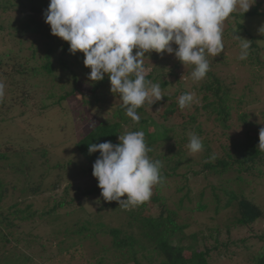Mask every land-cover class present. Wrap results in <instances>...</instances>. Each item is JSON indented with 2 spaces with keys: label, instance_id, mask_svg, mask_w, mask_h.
<instances>
[{
  "label": "trees",
  "instance_id": "obj_1",
  "mask_svg": "<svg viewBox=\"0 0 264 264\" xmlns=\"http://www.w3.org/2000/svg\"><path fill=\"white\" fill-rule=\"evenodd\" d=\"M41 1L43 3L39 4L38 0H0V11L8 16V19L11 15L18 16L25 11L35 14L34 17L28 18V23L24 25H22L23 19L15 22V25H21L16 27L18 29H14L15 42L20 40L18 38L20 35L23 37L32 34L38 35L40 40H35L38 43L33 41L31 43L32 47L29 48L33 52L32 60H35L40 52H45L41 66L32 65L30 64L31 60L27 57L28 53L24 54L26 61L21 62L19 58H16V54L20 55L21 53H16V49L21 47V43L11 44L10 46L8 44L0 49V72H5L7 76L18 75L27 77V79L36 78L42 84V86H39L42 93L50 94L49 99L55 100L53 105H62V103L75 98L82 99L85 106H89L91 110H96V107L99 109L108 103L104 100L106 95H114L120 98L118 93L113 94L110 91L111 85L107 76L99 82L88 79L90 69L83 64V53L70 54L68 51L69 44L65 41L62 46H54V43L59 44V42L58 44L56 42L58 37L51 34L49 25L45 27L36 19L39 16L43 18L45 10L44 8H38L43 6L44 3L47 6L49 4V0ZM252 16L264 17V0H257L256 4L245 14L242 12L233 13L224 22L223 37L226 38L224 44L227 45L228 40L235 37L234 33L237 35L238 32H246L247 27L243 22L246 18ZM43 28L45 31H43ZM2 30L3 28H0V32ZM252 38L254 41L255 39L264 40V36L261 38L252 36ZM5 40L6 38L0 40L1 47L7 43ZM60 50L65 57H58ZM260 50L259 46L253 44L250 55L245 61L252 65L255 63L257 67L264 70V61L260 56L262 50ZM172 55L170 57L167 53L159 55L152 52L146 53L144 57H153L158 61L154 68L145 74L147 80L158 83L161 89L170 86L175 87L174 95L171 96L173 100L175 99V102L168 105L166 109L158 111V118L155 119L144 111L143 107H140L137 109V112L141 113L140 120L138 123L134 122L126 115V108L122 102L114 109L116 119L100 122L76 144L77 151L90 164L92 172V165L99 153L90 154L88 151L89 144L106 141L117 144L119 143L118 136L127 134V129H130V132L143 131L146 144L151 149L149 152L150 158L159 160L162 163L163 183L155 186L156 192L153 193L149 201L136 206L134 209H130L131 206L119 205L115 201L104 205L105 208L112 209L113 215L114 213L117 214L116 218H121V221L125 220L128 224L125 225L124 223L113 228L106 226L104 221H100L102 210L96 214L97 216H94L95 222L91 224L93 227L91 233L93 234L90 237L88 236L87 239L92 236L96 239L97 234L104 232L109 233L113 240L110 248L102 247L98 251V255H100L99 258L97 257L98 264H107L109 262L108 258H112L114 264H125L133 261L136 264H214L216 261L222 260L223 250L231 246L229 242H222L221 236L225 233L231 235L235 230H246L248 234L258 233L253 236L254 239L248 237V240H257L258 243H261L262 252H260L262 254L258 257L252 256L251 260L253 264H264V232L254 231V227L258 229V223L264 221V205L260 202L262 197H256L254 193L257 192V188L263 186L262 183L264 182V151L257 148L259 132L264 128V112L261 115L262 120L255 123L253 121H251L252 123L249 122L251 117L257 119L248 114L249 110L261 101L260 94L262 90L264 91V87L262 89L263 75L259 76L253 70L250 78L251 85L248 84L246 89L243 90V92L247 90L248 95L243 94L241 97L233 94L234 90L229 85L232 75H227L224 80L219 76L222 67H231L240 62L239 55L231 58L229 55L222 53L218 56L222 59L220 66L217 65L215 68L214 64L210 63V70L202 81H195L192 78L191 73L194 66L184 67L174 57V54ZM207 59L210 61L211 55H208ZM170 60L173 61V64ZM215 60L219 62L218 59ZM75 66L78 67L77 70L74 69ZM10 67L11 70H9ZM165 71H167V74L169 73L166 74L167 79L160 83L162 77L165 76ZM64 77L71 81V86L66 84L60 86L58 80ZM16 80V78L13 79V86H19ZM24 92L27 93V96L32 97V94L25 88L23 94ZM185 93H192L194 96L193 102L187 105L194 108L193 113L187 116L182 114L181 111L184 108L181 109L178 104V98ZM241 111L244 112L241 113ZM22 115L25 114L22 112ZM43 115L45 114H40L38 117ZM0 123H3L0 125L1 135L9 130L10 123L7 119L2 118L1 114ZM190 133L199 136L204 150L193 153L188 158L184 149L191 151L188 147ZM31 140L34 141V139ZM31 143L29 142L30 145L28 146L22 144L14 148L15 150L21 148L18 152L23 155L24 161L26 160L25 168L29 172L33 171L37 167L35 165L39 163L42 167L47 164L48 171L58 169L62 163L58 162L50 165V156L62 152L65 147L69 148L68 144L70 142L62 146L61 150L56 148V153H52L49 146H40V144L32 149ZM5 149L7 153L11 152L8 144H6ZM6 155L1 154L0 160H8L9 158ZM212 156H215L214 160L210 159ZM183 166H189L187 172L181 175L183 183H187V185L183 186L180 191L186 192L177 210L172 211L168 207L169 197L162 190L165 189L167 182L175 180V176H178ZM229 172L235 173L232 179L220 181L219 186L211 187L210 185L211 189L209 190L206 187L205 191L201 193V201L194 211V213L204 214L213 205L216 215L214 220L218 217L217 219L223 221L224 225H218L191 236H185V231L191 226L190 217H185L182 223L179 219L180 212L184 209L182 202L191 201L190 193L192 189L188 185L190 180H197L198 177H202L204 181L211 184V177H222ZM22 174L20 172L21 177ZM37 187H34L33 192H37ZM251 187L256 188L250 190ZM2 188L4 187L2 186ZM15 189L16 186L13 187V192ZM97 193L98 189L92 188L84 191L83 195L91 197ZM209 194L213 197L211 201L207 198ZM2 195H0V198H2ZM122 199L124 198L122 197ZM152 203L158 205L159 210L157 213H152L151 209H147V206ZM59 205L61 208L64 203ZM57 208H54L53 211H56ZM16 209H13L15 210L13 215L18 217L21 212H16ZM143 209L149 212H144ZM51 214L52 211L48 212L46 216ZM221 214H224V217H220ZM7 226L10 228L13 223L9 222ZM75 233L82 235L83 232L79 230ZM4 241L8 242V237L3 235L0 224V262L5 258L4 261L13 264L16 258L7 259L9 253L5 251ZM247 242V240H242L240 243L243 244V248L250 249ZM79 244L80 242L77 245ZM251 248L254 251L257 249V247ZM79 250L78 248H70L64 253H60L59 256L70 252L75 256ZM28 261V258L24 260L25 263H28Z\"/></svg>",
  "mask_w": 264,
  "mask_h": 264
},
{
  "label": "rangeland",
  "instance_id": "obj_2",
  "mask_svg": "<svg viewBox=\"0 0 264 264\" xmlns=\"http://www.w3.org/2000/svg\"><path fill=\"white\" fill-rule=\"evenodd\" d=\"M38 2L39 4L43 3L41 0H38ZM47 7L46 3H44L38 9L44 8L46 10ZM32 16L34 17L35 14L30 11H25L18 16L11 15L8 19V16L0 11V28H3L2 32H0V40L6 38L5 41L7 42L3 47L0 46V49L8 44L10 46L11 44L21 43V47L16 49V53H21L20 55L16 54V58H19L21 62L26 61L27 59L24 54L28 53L27 57L31 60L30 64L41 66L45 52H40L36 59L32 60L33 52L29 49L32 47L31 43L33 41L40 40V36L32 34L31 36L23 37L20 35L18 38L21 41L18 40V42H15L16 40L14 38V29H18L16 27L21 26L15 25V22L23 19L22 25H24L28 23L27 19ZM36 19L41 25L48 27V24L45 23L41 16ZM243 23L247 27V31L238 32L237 35L251 41L252 45L256 44L259 46L262 50H260L261 55H259L264 61V40L255 39L254 41V37L252 38V36L260 38L264 36L258 31L259 27L264 25V17H248ZM30 26L32 25L30 24ZM224 30L225 24L223 27ZM43 31H45L44 28ZM223 41H226L225 37H223ZM56 42L57 44L59 42V44L56 45L54 43V46H62L64 41L58 38ZM224 45L226 50L224 49L223 54L229 55L231 58L240 55L239 39L232 37L228 40L227 45ZM173 47L176 46L173 45ZM169 55L170 57L173 56L172 54ZM58 57H65L61 50L59 51ZM215 59H218L219 62ZM221 60V57L211 56L209 62L212 65L214 64L216 68L217 65L220 66ZM170 62L173 64L172 60ZM157 63V59L153 57L143 58L145 74L154 68ZM11 67L9 70L12 69ZM74 69L77 70L78 67L75 66ZM253 70L259 76L263 75V89L264 70L257 67L255 63L252 65L245 60H240V62L235 63L231 67H222L219 76L224 80L227 75H232L233 77L230 79L229 85L234 90L233 94L242 97L243 94L248 95L247 90L244 92L243 90L246 89L248 84L251 85L250 78ZM166 74L167 71H165V76L162 77L160 83H163L167 79L166 76L169 73ZM14 78L17 79L16 81L19 83V86H13L12 82ZM0 83L5 85V95L0 99V114L2 118L7 119L10 123L9 130L0 135V155L7 154L6 156L9 158L8 160H0V195L3 194L2 198H0V224L3 235L8 237V242L4 241L5 251L9 253L7 259L15 257L16 260L13 264H98V258L100 257L98 251L102 247L110 248L113 240L109 233L104 232L97 234L96 239L93 236L87 239L88 236L90 237L93 234L91 233L93 231L91 224L95 222L94 216H97L96 214L102 210L100 213L102 219L100 221H104L106 226L112 228L128 223L125 220L121 221V218H116L117 214L114 213L113 215L111 208L104 207L108 202L104 201L101 196V189L98 187L97 179L92 175L90 170L91 166L81 157L77 151L76 144L86 137L100 122L116 119L114 117V109L122 103L121 98L115 97L114 95H106L104 100L108 103L99 109L96 107V110H91L89 106H85L82 99L75 98L62 103V105H53L55 100L49 99L50 94L42 93V89H39V86H42V84L36 78L31 77L27 79V77H20L18 75L7 76L5 72L1 71ZM58 83H60V86L62 84L71 86V81H68L65 77L59 79ZM24 88L32 94V97L27 96L26 92L23 94ZM174 90V86L161 89L165 97L152 106L146 103L142 106L144 111L152 115L155 119L158 118V111L166 109L168 105L175 102V99L173 100L171 98L174 95ZM260 98L261 101L254 108L250 109L248 113L257 120L251 117L249 122L253 121L255 123L262 120L261 115L264 112L263 90ZM193 109L192 106L186 105L181 112L187 116L193 113ZM22 112L25 114L24 116ZM243 112L241 111V113ZM43 113L45 115L38 117ZM137 114L139 116L141 115L140 112H137ZM2 124L0 123V125ZM127 131L129 133L130 129H127ZM31 139H34V141ZM29 142H32V149L40 144V146H49L52 153H56V148L61 150L62 146L68 144L67 142L70 143L68 144L69 148L65 147L62 152L51 154L50 156V165L58 162L62 163L58 169L52 171L50 169L48 171V165L46 163L43 167L39 163L35 165L37 167L33 171L29 172L25 168L26 160L24 161L23 155L18 152L21 148L14 149L17 148L16 146L22 144L28 146L30 145ZM6 144L10 147L11 152L9 153L5 149ZM184 151H186L185 155L188 158L193 155V152L189 150L184 149ZM43 162L45 161L43 160ZM188 167L183 166L178 176H175V180L167 182L165 189L162 190L169 197V210H177L185 195L186 191L181 192L180 189L187 185V183H183L181 175L187 172ZM20 172L23 173L22 177ZM234 175V172H229L222 177H211V184L204 181L202 177H198L197 180H190L188 185L192 189L190 193L191 201L186 200L182 202L184 209L180 212L179 219L180 223H182L185 217H190L191 226L185 231V236H191L208 228L224 225L223 221L217 219L218 217L214 220L216 215L213 205L204 214L194 213V211L201 201V193L205 191L206 187L209 190L212 186H219L220 181L232 179ZM262 184V187L257 188V192H254V190L253 192L256 197H262L263 201L259 200L264 205V182ZM14 186H16V189L13 192ZM34 187H37V192H33ZM92 188L98 189V193L95 196L86 197L83 195L84 191ZM252 188L255 189L256 187H251L250 190ZM1 192L4 193L1 194ZM155 192L156 189L154 187L153 193ZM207 198L209 201L213 200L210 194ZM60 203H64V206L61 208ZM15 208H17L16 212H21V215L18 217L13 215L15 211L13 209ZM54 208H57L56 211H53ZM134 208L136 206L130 207V209ZM147 209H151L152 213H157L159 210L158 205L153 203L149 204ZM148 210L143 209L144 212H149ZM51 211L52 214L46 216ZM224 214H221L220 217H224ZM9 222L13 223V226L10 228L7 226ZM258 225V229L254 227V231L264 232V221L259 222ZM79 230L83 232L82 235L75 233ZM134 232L136 233V230ZM257 234H248L246 230H235L231 235L223 234L221 241L225 243L229 242L231 246L223 250L224 255L222 256V260L216 261L214 264H253L251 257H258L262 254V244L258 243L257 240L249 241L248 237L253 238ZM242 240L248 241L247 244L250 245V249L243 248V244L240 243ZM79 242L80 244L77 245ZM251 247H257V249L254 251ZM70 248H78L80 250L77 251L75 256L71 252L59 256L60 253H64V251ZM202 248L201 250H203ZM27 258L29 261L25 263L24 260H27ZM4 260L6 259L4 258L0 264H9ZM108 261L107 264H114L112 258H108ZM125 264L136 263L133 261Z\"/></svg>",
  "mask_w": 264,
  "mask_h": 264
},
{
  "label": "clouds",
  "instance_id": "obj_3",
  "mask_svg": "<svg viewBox=\"0 0 264 264\" xmlns=\"http://www.w3.org/2000/svg\"><path fill=\"white\" fill-rule=\"evenodd\" d=\"M257 0H49L43 18L53 36L69 44V53H83L90 69L88 79L105 76L110 91L118 93L126 115L139 122L137 109L161 101L158 83L146 79V53L174 54L183 65L194 66L191 75L202 81L210 70L208 55L220 56L225 49L224 22L236 12L247 13ZM258 31L264 35V25ZM240 60L250 55L252 42L238 35ZM173 45L176 47L174 48ZM135 50V52H134ZM5 85L0 83V99ZM192 93L181 94V109L193 102ZM111 141L89 144V153H99L92 165L104 201L125 207L139 206L151 198L153 188L163 183L162 163L152 160L143 131L118 136ZM189 149L204 150L195 133L189 134ZM264 151V128L257 146ZM210 159L214 160L215 156ZM122 197L124 199H122Z\"/></svg>",
  "mask_w": 264,
  "mask_h": 264
}]
</instances>
